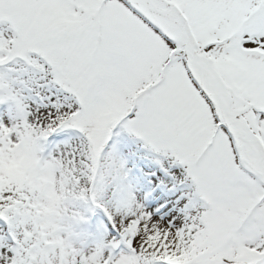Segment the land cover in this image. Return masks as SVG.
<instances>
[{"label":"snow or ice","instance_id":"1","mask_svg":"<svg viewBox=\"0 0 264 264\" xmlns=\"http://www.w3.org/2000/svg\"><path fill=\"white\" fill-rule=\"evenodd\" d=\"M0 264H264V0H0Z\"/></svg>","mask_w":264,"mask_h":264}]
</instances>
